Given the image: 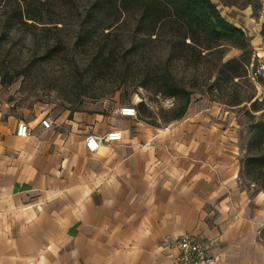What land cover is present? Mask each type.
<instances>
[{
    "label": "crops",
    "instance_id": "obj_1",
    "mask_svg": "<svg viewBox=\"0 0 264 264\" xmlns=\"http://www.w3.org/2000/svg\"><path fill=\"white\" fill-rule=\"evenodd\" d=\"M256 2L257 18L251 3L225 7L223 17L253 28L264 54V0ZM233 11L243 20L232 21ZM199 119L131 131V117L120 116L94 130L80 115L76 132L40 121L23 138L22 120L0 106V264H172L162 240L185 233L219 264H264V192L242 184L239 150L226 145L233 133L218 124L202 130ZM112 129L120 142L86 149L88 135Z\"/></svg>",
    "mask_w": 264,
    "mask_h": 264
},
{
    "label": "rangeland",
    "instance_id": "obj_2",
    "mask_svg": "<svg viewBox=\"0 0 264 264\" xmlns=\"http://www.w3.org/2000/svg\"><path fill=\"white\" fill-rule=\"evenodd\" d=\"M25 1L32 7L27 9ZM249 3L257 18L256 0L215 5L223 16L225 7L246 9ZM1 4L0 74L19 78L6 86L0 77V106L17 119L35 124L49 118L52 131L70 133L76 132L75 116L93 119L88 124L95 130L100 121L118 120L124 106L137 110L127 122L131 131L139 124L165 130L200 118L195 123L202 130L218 124L233 133L234 140L226 145L233 143L239 150L241 182L262 191L264 181L254 180L243 169L250 156L253 125L264 122V90L261 79L253 75L258 62L253 28L244 27L248 40L244 49L223 45L204 51L185 44L181 24L150 21L137 3L10 0ZM19 7L27 9L22 21L15 18ZM228 15L237 21L236 11ZM233 59L237 62L225 64ZM185 105L184 116L174 119Z\"/></svg>",
    "mask_w": 264,
    "mask_h": 264
},
{
    "label": "trees",
    "instance_id": "obj_3",
    "mask_svg": "<svg viewBox=\"0 0 264 264\" xmlns=\"http://www.w3.org/2000/svg\"><path fill=\"white\" fill-rule=\"evenodd\" d=\"M4 1L10 0H0V5ZM124 2L137 3L142 8L144 17L150 21L170 20L181 24L182 37L185 44L190 47L204 51H211L223 45H231L240 49L248 47L244 30L227 21L211 0H124ZM24 5L27 9L32 7V4L27 1ZM27 9L19 7L15 18L22 21L24 15H27ZM34 21L39 22L40 20ZM187 39H189L188 43ZM234 62L237 60H229L225 64L229 65ZM0 77L1 84L9 86L19 78V75L7 78L0 74ZM185 112L186 105L181 108L174 119L182 118ZM251 135L250 156L243 169L254 180L264 181V122H256ZM262 191L264 192V188Z\"/></svg>",
    "mask_w": 264,
    "mask_h": 264
},
{
    "label": "built area",
    "instance_id": "obj_4",
    "mask_svg": "<svg viewBox=\"0 0 264 264\" xmlns=\"http://www.w3.org/2000/svg\"><path fill=\"white\" fill-rule=\"evenodd\" d=\"M258 58L257 65L253 75L256 79H261V86L264 90V54L256 53ZM119 115L134 118L137 116V110L134 106H124L119 110ZM41 125L45 129L52 128V122L49 118H43ZM19 137H29L31 135L30 127L25 121H20L17 127ZM123 139V133L120 130L112 129L104 136L90 134L85 138L86 149L94 153L102 144L111 142H120ZM162 248L174 252L172 264H219L218 256L212 254L211 250L205 246L197 236L193 234H181L178 236H166L162 240Z\"/></svg>",
    "mask_w": 264,
    "mask_h": 264
}]
</instances>
